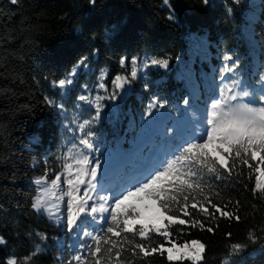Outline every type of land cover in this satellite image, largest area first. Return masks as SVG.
I'll return each mask as SVG.
<instances>
[{"label":"trees","instance_id":"1","mask_svg":"<svg viewBox=\"0 0 264 264\" xmlns=\"http://www.w3.org/2000/svg\"><path fill=\"white\" fill-rule=\"evenodd\" d=\"M169 4L171 8L164 0H96L94 6L89 0H0V237L6 241L0 244V264L12 256L24 264L36 244L42 250L31 264H69L80 251L78 233H69L43 209H33L39 192L34 180L47 171L50 182L62 170V155L81 135L78 124L95 114L94 107L76 98L108 95L112 78L131 70L130 64L120 66L121 57L137 58L141 78L123 98L101 101V119L91 128L101 150L92 155L102 163L110 154L126 153L133 161L148 154L141 152L151 147L143 114L154 96L166 101L176 117V108L185 107L184 98L198 97L193 103L199 108L214 85L218 95L226 54L238 60L236 76L245 83H254L264 73V0ZM173 11L176 19L169 20ZM113 26H118L116 32ZM94 49L99 50L95 55ZM83 56L90 68H81L63 93L53 89L52 81L65 77ZM151 58L168 59V68H143ZM101 69L108 74V92L96 87ZM46 96L64 108L49 107ZM117 166L124 162L117 161ZM236 171L243 174L206 179L213 202L228 205L224 210L238 215L239 221L219 213L215 219L205 218L193 210V219L201 220L204 229L189 224L174 230L179 243L205 244L201 264H264V195L251 191L255 176L249 179L246 167L237 165ZM62 211L66 216V204ZM232 244L243 248L233 253ZM124 259L131 264H169L166 254L141 258L128 252Z\"/></svg>","mask_w":264,"mask_h":264},{"label":"snow or ice","instance_id":"2","mask_svg":"<svg viewBox=\"0 0 264 264\" xmlns=\"http://www.w3.org/2000/svg\"><path fill=\"white\" fill-rule=\"evenodd\" d=\"M11 2L15 4L17 0ZM208 2L204 0L205 4ZM234 2L239 3V0ZM89 3L94 6L96 0H89ZM164 4L171 8L169 0H164ZM168 19H176L174 11ZM117 30L118 26H113L112 32ZM98 51L94 49L93 54ZM224 61L218 95L214 85L213 91L200 100L199 108L193 103L198 97H186L183 99L185 107H177L178 116L173 117L166 101L155 96L149 101L143 115L151 147L146 145L141 152L146 150L148 154L134 161L129 160L126 153L110 154L103 163L93 156L101 150L91 126L101 119L104 108L101 101L123 98L141 78L142 68L137 58L131 61L127 57L120 58V66L124 68L130 64L131 70L112 78V91L108 95L82 94L76 98L94 107L95 114L78 124L76 131L81 135L62 155V170L55 178L49 182L46 171L43 177L34 180L39 192L32 204L33 209H43L62 227L66 225L69 233L79 234L80 251L69 264H131L124 259V253L128 252L141 258L166 254L169 264L184 261L201 264L205 244L199 240L179 243L174 230L189 224L204 229L201 220L193 219V210L205 218L215 219V214L219 213L229 220L240 219L235 213L224 210L228 205L222 208L213 202L212 185L206 177L220 180L225 173L229 177L234 173L242 175L236 171L240 165L248 169L249 179L255 176L253 194L264 195V73L254 83H245L236 76L238 60L226 54ZM168 64V59L151 58L143 68L167 69ZM81 68H90L87 56L81 57L65 77L52 81L53 89L61 93L69 89ZM107 75L101 69L97 77L96 87L104 92H108ZM147 87L145 84V89ZM45 102L49 107L64 108L52 97L46 96ZM117 161L124 162V166L118 167ZM65 204L66 216L62 211ZM176 213H182L187 219ZM207 231L214 229L208 227ZM37 235L41 240L46 239L44 234ZM226 235L231 236V233ZM4 243L6 241L0 237V244ZM230 247L237 253L243 245ZM41 250L36 244L24 258V264H31ZM4 264L19 262L12 256Z\"/></svg>","mask_w":264,"mask_h":264}]
</instances>
